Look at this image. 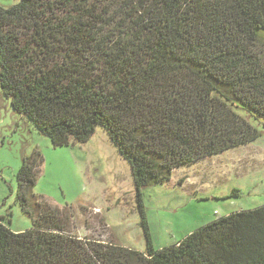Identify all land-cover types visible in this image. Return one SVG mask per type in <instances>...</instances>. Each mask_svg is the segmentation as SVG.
<instances>
[{
	"label": "trees",
	"instance_id": "1",
	"mask_svg": "<svg viewBox=\"0 0 264 264\" xmlns=\"http://www.w3.org/2000/svg\"><path fill=\"white\" fill-rule=\"evenodd\" d=\"M0 92L55 146L106 129L131 165L147 241L139 251L74 234L75 207L35 191V148L16 174L33 225L15 232L11 211L0 216V264H264V205L155 249L142 201L176 169L262 136L237 109L264 126V0L0 4Z\"/></svg>",
	"mask_w": 264,
	"mask_h": 264
},
{
	"label": "rangeland",
	"instance_id": "2",
	"mask_svg": "<svg viewBox=\"0 0 264 264\" xmlns=\"http://www.w3.org/2000/svg\"><path fill=\"white\" fill-rule=\"evenodd\" d=\"M18 2L0 0L6 6ZM237 110L262 130L261 137L180 167L170 181L142 189L155 249L177 243L218 217L264 205V126ZM0 135L5 140L0 148V216L11 211L7 225L12 231L33 225L16 203V174L23 155L39 148L44 165L35 191L52 205L75 207L74 234L147 250L131 165L104 127L98 126L86 142L72 139L68 145L55 146L0 92ZM234 189L239 190L237 196Z\"/></svg>",
	"mask_w": 264,
	"mask_h": 264
},
{
	"label": "crops",
	"instance_id": "3",
	"mask_svg": "<svg viewBox=\"0 0 264 264\" xmlns=\"http://www.w3.org/2000/svg\"><path fill=\"white\" fill-rule=\"evenodd\" d=\"M197 163V162H196ZM193 164H195V163H193ZM193 164H190V165H193ZM187 166V165H186ZM176 171H178V170H175L174 171V173L176 172ZM3 216V215H2ZM16 232H19L18 230H15ZM135 249V248H134Z\"/></svg>",
	"mask_w": 264,
	"mask_h": 264
}]
</instances>
